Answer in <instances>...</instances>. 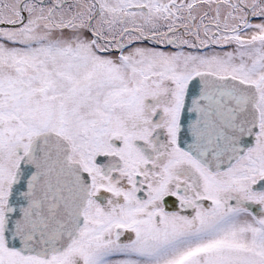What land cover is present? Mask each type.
<instances>
[{
  "label": "snow or ice",
  "instance_id": "obj_1",
  "mask_svg": "<svg viewBox=\"0 0 264 264\" xmlns=\"http://www.w3.org/2000/svg\"><path fill=\"white\" fill-rule=\"evenodd\" d=\"M0 264H264V0H0Z\"/></svg>",
  "mask_w": 264,
  "mask_h": 264
}]
</instances>
